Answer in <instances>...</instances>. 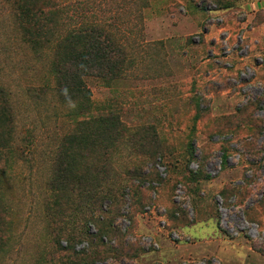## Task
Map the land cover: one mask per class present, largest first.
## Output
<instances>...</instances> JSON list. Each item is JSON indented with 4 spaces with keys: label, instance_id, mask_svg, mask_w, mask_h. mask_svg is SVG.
I'll use <instances>...</instances> for the list:
<instances>
[{
    "label": "rangeland",
    "instance_id": "rangeland-1",
    "mask_svg": "<svg viewBox=\"0 0 264 264\" xmlns=\"http://www.w3.org/2000/svg\"><path fill=\"white\" fill-rule=\"evenodd\" d=\"M64 1L72 13L80 1L93 4L79 9L86 15L78 20L113 22L131 58L117 83L88 81L96 106L121 111L136 141L145 144L141 152L152 149L155 130L161 143L151 160L141 153L123 158L125 168L138 167L145 177L132 180L140 196L126 190L108 233L91 224V236L69 241L49 230L45 182L73 120L70 108L52 93L38 95L47 64L18 38L0 0V83L13 92L19 136L29 128L35 137L32 157L19 159L7 193L14 226L0 264H264V241L244 236L257 239V226L243 210L224 208L218 197L220 228L213 198L225 184L251 178L248 161H261L252 187L257 196L248 204L264 195V132L258 127L264 122V0H146L147 6L139 0ZM191 141L194 156L188 163ZM221 142H233L225 169ZM258 153L261 160L253 156ZM209 154L211 179L187 180Z\"/></svg>",
    "mask_w": 264,
    "mask_h": 264
},
{
    "label": "trees",
    "instance_id": "trees-1",
    "mask_svg": "<svg viewBox=\"0 0 264 264\" xmlns=\"http://www.w3.org/2000/svg\"><path fill=\"white\" fill-rule=\"evenodd\" d=\"M2 1L6 7V17L10 19L18 38L38 60H45L47 64L46 80L38 89V95L46 98L48 93H52L62 105L70 108L69 116L73 120L71 129L60 138L50 161V175L44 187L47 192L44 222L49 230L59 236H67L69 241L77 238L84 240L91 236V224L97 226L101 234L108 233L113 226V214L118 211L120 202L127 194L126 190L130 188L129 193L133 197L140 196L132 180L145 177L138 167L125 168L123 158L126 153L131 156L141 153L151 160L157 156L153 148L159 145L157 142L161 143V137L155 130L152 138L156 142H153L152 149L141 152L145 144L136 141L138 134L124 122L121 111L112 105L100 109L94 103L93 93L88 86L90 79L111 86L126 76L131 58L125 42L114 32L115 24L111 21L97 18L78 20L79 16L86 15L84 12L78 14L79 9L93 5L88 2H78L74 6V14L71 4L64 0ZM139 1L147 6L144 3L146 0ZM232 6L224 4L226 8ZM106 11L107 8L102 9V12ZM92 16H95V12ZM200 117L198 112L194 120L198 121ZM258 125L262 134L264 122ZM231 134L214 133L220 136ZM20 140L21 147L17 145ZM192 141L188 143L189 149L185 154L188 163L194 156ZM221 143L222 165L225 169L233 153L230 148L233 142ZM240 143L245 147L249 142ZM34 146L35 137L29 128L23 136H19L13 92L0 83V252L3 253L9 251L14 226L7 193L11 189L19 159H30ZM256 150L248 151L252 154ZM259 154L253 155L254 158L257 159ZM247 156L244 155V160ZM209 159L210 154L204 156L203 168L194 173L189 171L186 179L195 184L210 180L211 173L206 169ZM248 162L251 178L245 176L242 184L234 181L225 184L213 195L214 205L220 226L218 197L224 208L243 210L245 218L250 223L258 224L262 233L264 195L254 200V204H248L254 195L257 196L252 187L256 182L255 175L260 174L258 164L261 161L258 164ZM110 210L111 216L106 221L104 216ZM225 232L229 233L227 230ZM244 236L254 242L264 241V238L254 239L248 234Z\"/></svg>",
    "mask_w": 264,
    "mask_h": 264
},
{
    "label": "built area",
    "instance_id": "built-area-1",
    "mask_svg": "<svg viewBox=\"0 0 264 264\" xmlns=\"http://www.w3.org/2000/svg\"><path fill=\"white\" fill-rule=\"evenodd\" d=\"M221 204H222V203H221ZM253 225H256V226H257L258 234L260 235V236H258V237H256V238H259V237L262 238V237H264V236H261V235H263V234L261 233V231H259V226H258V224L252 223L251 226H253ZM251 226H250V227H251ZM262 232H263V231H262ZM263 233H264V232H263Z\"/></svg>",
    "mask_w": 264,
    "mask_h": 264
}]
</instances>
